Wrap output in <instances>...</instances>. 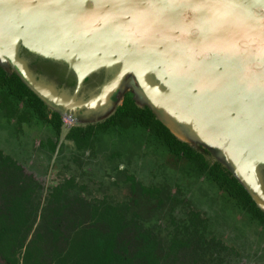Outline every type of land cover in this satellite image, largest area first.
I'll list each match as a JSON object with an SVG mask.
<instances>
[{"label":"water","instance_id":"water-1","mask_svg":"<svg viewBox=\"0 0 264 264\" xmlns=\"http://www.w3.org/2000/svg\"><path fill=\"white\" fill-rule=\"evenodd\" d=\"M0 67L69 126L129 96L264 212V0H0Z\"/></svg>","mask_w":264,"mask_h":264},{"label":"trees","instance_id":"trees-1","mask_svg":"<svg viewBox=\"0 0 264 264\" xmlns=\"http://www.w3.org/2000/svg\"><path fill=\"white\" fill-rule=\"evenodd\" d=\"M0 93L2 114L12 115L17 101L23 99L28 105L27 111L23 112L28 113L33 108L41 120L50 122L57 135H61L62 117L49 110L15 73L8 74L1 67ZM47 110L51 111V118ZM137 123L143 128L148 127L158 140L165 143L173 157L180 158L184 154L185 172L207 177L206 182L218 188L225 202L234 205L238 211L242 210L250 222L264 229V212L227 169L208 159L206 151L195 150L178 140L151 110L138 107L129 96L111 117L96 124H109L121 133ZM94 125L75 126L68 137L81 145L91 135ZM74 186V182L68 180L54 187L43 206L37 200L40 184L12 155L0 149V264H20L19 256L24 250L25 262L32 261L43 252V245H50L49 259L54 264H177L179 253L190 242V236L185 239L175 235L165 245L155 233V225L148 227L141 221L145 217L142 212L120 203L72 199L66 190ZM160 202L163 203L161 199ZM38 218L40 224L27 243ZM171 220L175 221L174 218ZM181 229L188 235L195 231L211 250H224L222 242L216 239L205 241L206 221L195 212Z\"/></svg>","mask_w":264,"mask_h":264},{"label":"rangeland","instance_id":"rangeland-1","mask_svg":"<svg viewBox=\"0 0 264 264\" xmlns=\"http://www.w3.org/2000/svg\"><path fill=\"white\" fill-rule=\"evenodd\" d=\"M7 125L0 120V149L4 153L12 155L24 167L25 171L41 184L37 200H40L43 206L47 203L50 190L71 177L76 178L79 187L74 192L75 196L90 200L101 198L104 194H106L105 196L113 194L117 197L116 189L118 188L108 185L105 180L100 179V173L104 170L103 164L99 160L100 157L91 155V153L89 156L86 155L87 157L79 154L73 142L65 138L66 130H63L62 136L58 140L56 152L51 153L47 147L39 145L41 141L45 143L47 141L48 135H46L47 131L44 127L34 128L31 136L29 132L14 133L11 125ZM52 138L56 140L54 135ZM151 159L155 165L159 163L160 158L156 154ZM146 163L149 164L148 161ZM138 169H143L141 163L140 165L134 164L129 168V171ZM206 181H203V185L200 184L203 187L192 185L183 194L187 196L185 197L187 201L185 206L181 205L179 209L181 216L176 217L175 221L171 220L172 216L165 212L154 213V211L150 212L148 209L140 208H135V210L144 214L145 217L141 221L145 226L155 225V233L165 245H168L170 239L175 235L185 239L190 236V242L179 253L177 264H264V229L254 222H250L242 210H236L234 205L221 199L218 188ZM184 209L185 214H182ZM188 209L199 212L203 220L206 221L207 230L203 235L205 241L216 239L222 242L224 250L221 252L211 250L209 246L204 245L203 237L196 236L195 231H190L188 235L186 230L181 229L187 220ZM40 221L38 218L27 243L32 239L34 230ZM49 246L43 245V252L36 259L27 262L24 260V250L19 256V263L54 264L49 259L51 254Z\"/></svg>","mask_w":264,"mask_h":264},{"label":"flooded vegetation","instance_id":"flooded-vegetation-1","mask_svg":"<svg viewBox=\"0 0 264 264\" xmlns=\"http://www.w3.org/2000/svg\"><path fill=\"white\" fill-rule=\"evenodd\" d=\"M17 102L15 112L10 116H7L5 112L2 114L0 109V120L3 121L5 125H11L14 133L29 132V135L32 136L34 128L44 127L47 131L46 135H48L47 141L46 143L41 141L39 145L40 147H47L49 152L54 153L57 150L58 140L62 136L63 130H66L67 133L65 138L73 142L79 154L87 157L86 155L89 156L91 153V155L100 157L99 160L104 167V170L100 173V179L105 180L108 185L118 188L116 189L118 195L116 197L113 194L112 196H105L106 194H104L103 197L92 200L84 197L90 202L103 200L120 203L123 206H130L134 209L140 208L148 209L150 212H153V210L165 212V214L167 213L175 219L181 216V214H179V209L181 205L186 204L187 201L185 199L187 196L183 194L186 193L192 185L203 187L201 186L203 185V181L207 180V177L203 175H192L193 173L189 175L185 172L183 169L186 166L184 154H181L180 158L173 157L167 145L158 140L148 127L143 128L139 123L126 131H121V133L112 129V126L109 124L102 126L95 124L91 135L85 139V143L78 145L73 138L68 137L75 126L66 125L62 121L61 135L58 136L52 124L41 120L36 110L30 108L28 113L23 112V110L27 111L26 108H28V105H25L23 99H19ZM48 112L49 118H51V111ZM52 135L56 137V140H53ZM96 151L99 153H94ZM153 151L159 155L160 158L159 163L155 165L151 161V158L156 155H154ZM146 161H148L149 164H147ZM140 163L143 165V169L129 171V168L134 164L140 165ZM68 180L73 181L75 186L66 190V194L72 199H74V197L78 198L79 196L74 195V192L79 188L76 178L71 177L68 178ZM68 180L63 181L59 185ZM153 192H156L158 197H156ZM171 195L173 200H171ZM220 197L222 199L221 194ZM160 199L163 202L162 204H160ZM188 210L189 213L187 214L188 217L186 222L192 212H195L190 209ZM184 212L185 209L181 213L185 214ZM195 213L198 214L200 219H203L199 212Z\"/></svg>","mask_w":264,"mask_h":264}]
</instances>
